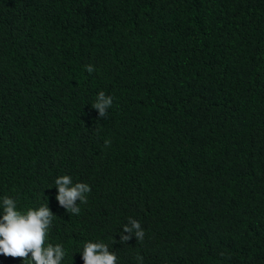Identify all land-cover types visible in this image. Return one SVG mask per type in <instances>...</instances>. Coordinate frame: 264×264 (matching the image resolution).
<instances>
[{
    "label": "trees",
    "instance_id": "obj_1",
    "mask_svg": "<svg viewBox=\"0 0 264 264\" xmlns=\"http://www.w3.org/2000/svg\"><path fill=\"white\" fill-rule=\"evenodd\" d=\"M63 175L91 189L78 215ZM5 196L47 204L63 264L88 241L118 264H264V0H0ZM129 218L142 241L120 242Z\"/></svg>",
    "mask_w": 264,
    "mask_h": 264
},
{
    "label": "clouds",
    "instance_id": "obj_2",
    "mask_svg": "<svg viewBox=\"0 0 264 264\" xmlns=\"http://www.w3.org/2000/svg\"><path fill=\"white\" fill-rule=\"evenodd\" d=\"M86 71L92 73V65H86ZM113 104V97L99 92L92 105L105 117L107 110ZM110 141L106 140L105 145ZM58 204L74 215L80 213L79 204L87 203V194L91 191L85 183H73L72 177L63 175L55 180ZM0 214V264H63L66 251L61 244L47 243L49 230L53 225L54 214L49 207L41 205L38 209H27L26 212L17 210V201L5 196L2 200ZM120 234V242L125 243L134 235L137 241L144 238V230L139 221L129 218ZM127 233L128 235H124ZM113 243L115 241L113 240ZM81 258L83 264H118V257L103 241L85 242ZM142 261V257L137 256Z\"/></svg>",
    "mask_w": 264,
    "mask_h": 264
}]
</instances>
